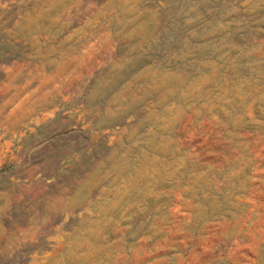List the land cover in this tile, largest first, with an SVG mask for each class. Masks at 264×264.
Masks as SVG:
<instances>
[{
  "label": "rangeland",
  "instance_id": "374dc122",
  "mask_svg": "<svg viewBox=\"0 0 264 264\" xmlns=\"http://www.w3.org/2000/svg\"><path fill=\"white\" fill-rule=\"evenodd\" d=\"M0 264H264V0H0Z\"/></svg>",
  "mask_w": 264,
  "mask_h": 264
}]
</instances>
